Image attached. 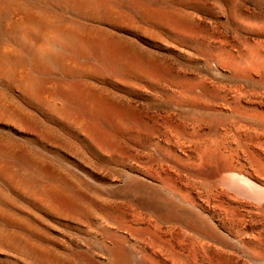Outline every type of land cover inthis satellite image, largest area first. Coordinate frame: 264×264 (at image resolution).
Here are the masks:
<instances>
[{
    "label": "rangeland",
    "instance_id": "obj_1",
    "mask_svg": "<svg viewBox=\"0 0 264 264\" xmlns=\"http://www.w3.org/2000/svg\"><path fill=\"white\" fill-rule=\"evenodd\" d=\"M24 1L108 33L129 67L91 56L94 75L45 77L100 97L96 140L36 107L32 131L0 125V140L47 170L39 180L12 162L34 196L42 185L45 206L49 187L63 195L51 212L0 180L15 220L0 232L45 256L4 249L0 264H264V0H141L155 24L132 0H109L128 21L113 29Z\"/></svg>",
    "mask_w": 264,
    "mask_h": 264
},
{
    "label": "bare ground",
    "instance_id": "obj_2",
    "mask_svg": "<svg viewBox=\"0 0 264 264\" xmlns=\"http://www.w3.org/2000/svg\"><path fill=\"white\" fill-rule=\"evenodd\" d=\"M28 1L39 5H47L55 1L63 6L64 10L81 15L92 24L103 25L107 28L113 29L116 25L128 23L125 17L108 5L109 0ZM132 4L140 14H146L152 23L159 21L156 9L146 12L141 0H132ZM43 7L31 5L24 0H0V125L13 128V131L15 129L32 131L35 124L30 109L28 111L26 108L36 107L55 122L70 126L87 139L96 140L101 136L96 117L105 109L100 97L83 86L69 82L65 84L50 82L45 80V77L55 72L65 76L66 74H71V76L94 75L91 64H89L91 56L97 60V63L105 59L108 65L119 67L122 70L128 69L129 65L123 60L119 46L112 41L108 33L95 27L86 28L72 17H64L55 9ZM79 99L85 102L86 115L71 106ZM20 159L32 167L37 179L46 178L47 170L45 171L39 162L20 153L9 142L0 140L1 183H4L3 185L11 191L20 192L25 199L35 201V204L39 203L38 205L42 206L49 198L48 189L46 190V186L42 185L38 188V192L35 191L36 195L40 196H34L35 193L26 187L29 183V173L27 171L26 173L18 172L12 165L13 161ZM58 178L60 179L59 176ZM53 187L49 188L55 203H49L50 206L47 203L48 205L44 206L51 212L55 209L57 212V205L60 203L56 201L58 202L63 195ZM2 198L4 199L0 195V199ZM1 201L9 205L7 200ZM13 218L0 210V221L13 225L15 222ZM19 226L27 229V225L20 223ZM4 249L15 250L33 258H45L44 253L29 247L25 241L15 237L12 232H0V254Z\"/></svg>",
    "mask_w": 264,
    "mask_h": 264
}]
</instances>
